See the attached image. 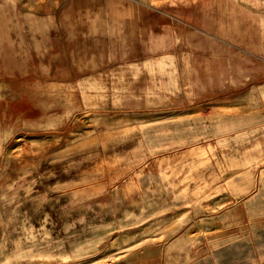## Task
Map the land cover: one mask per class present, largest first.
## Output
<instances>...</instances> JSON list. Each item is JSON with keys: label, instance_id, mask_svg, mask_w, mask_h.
Returning a JSON list of instances; mask_svg holds the SVG:
<instances>
[{"label": "rangeland", "instance_id": "rangeland-1", "mask_svg": "<svg viewBox=\"0 0 264 264\" xmlns=\"http://www.w3.org/2000/svg\"><path fill=\"white\" fill-rule=\"evenodd\" d=\"M0 264H264V0H0Z\"/></svg>", "mask_w": 264, "mask_h": 264}, {"label": "bare ground", "instance_id": "bare-ground-1", "mask_svg": "<svg viewBox=\"0 0 264 264\" xmlns=\"http://www.w3.org/2000/svg\"><path fill=\"white\" fill-rule=\"evenodd\" d=\"M233 10V9H232Z\"/></svg>", "mask_w": 264, "mask_h": 264}]
</instances>
